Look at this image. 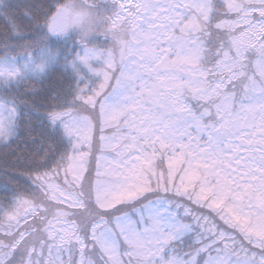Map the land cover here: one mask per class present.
<instances>
[{
  "label": "snow or ice",
  "instance_id": "snow-or-ice-1",
  "mask_svg": "<svg viewBox=\"0 0 264 264\" xmlns=\"http://www.w3.org/2000/svg\"><path fill=\"white\" fill-rule=\"evenodd\" d=\"M112 2L0 0V264H264V0ZM73 27L76 80L22 90Z\"/></svg>",
  "mask_w": 264,
  "mask_h": 264
},
{
  "label": "trees",
  "instance_id": "trees-1",
  "mask_svg": "<svg viewBox=\"0 0 264 264\" xmlns=\"http://www.w3.org/2000/svg\"><path fill=\"white\" fill-rule=\"evenodd\" d=\"M36 2L43 3L47 6L63 3L65 0H36ZM85 2L88 4L98 5V8L106 14H110L114 10L112 0H85ZM3 29L4 21L0 18V32H2ZM85 39L88 44H94L99 47H108L111 44V38L104 36L101 32L92 33ZM45 43L47 47L59 50V59L48 69L43 78H31L24 82L22 90H31L32 88H35L39 90L37 95H40L41 93L51 94L57 89L62 90L68 83H73L76 80L75 74L71 71V69L65 70L61 66L62 62L73 58L77 53H80L81 55L83 54V45L80 43V30L76 27L69 29L67 33L62 35L48 33ZM93 64L95 67H99L101 65V61H93ZM81 70L94 80L98 79L92 73L88 72L85 67L82 66ZM83 82L84 81L81 80V83ZM15 147L16 145L13 144L12 148L15 149ZM21 147H23V145H21ZM8 152L9 149L0 146V199H3L5 196L12 195L14 189L23 192L28 187V184L22 178L17 177L15 180H8V178L4 176L5 169L11 171V166L15 161L14 156H8L7 159H5V154ZM15 171L21 172L23 169L17 166ZM6 182L7 187H5ZM203 211L206 212L207 210ZM21 224L23 225V221H21ZM2 232L3 230H0V237H2ZM125 259H127V257H125Z\"/></svg>",
  "mask_w": 264,
  "mask_h": 264
},
{
  "label": "clouds",
  "instance_id": "clouds-1",
  "mask_svg": "<svg viewBox=\"0 0 264 264\" xmlns=\"http://www.w3.org/2000/svg\"><path fill=\"white\" fill-rule=\"evenodd\" d=\"M48 50H49L50 53L54 56V61H53V62H50V63L47 65V67L45 68V73H46V72L48 71V69H49L50 67H52V65H53L54 63H56V62L58 61V59H59V50H58V49H51V48L48 47ZM74 58H75V56H74L73 58H71V59H68V60L62 62V65H61V66H62L65 70H69V69H71V71L75 74V72H76V68L73 67V60H74ZM90 62H91V61H90ZM77 64H78V66H80V67H82V66L85 67V68L87 69V71L90 72V69H88L86 65H82L81 62H79V61H77ZM93 67H95L94 64H93ZM41 75H44V73H41Z\"/></svg>",
  "mask_w": 264,
  "mask_h": 264
},
{
  "label": "rangeland",
  "instance_id": "rangeland-1",
  "mask_svg": "<svg viewBox=\"0 0 264 264\" xmlns=\"http://www.w3.org/2000/svg\"><path fill=\"white\" fill-rule=\"evenodd\" d=\"M120 2H124V0H119Z\"/></svg>",
  "mask_w": 264,
  "mask_h": 264
}]
</instances>
